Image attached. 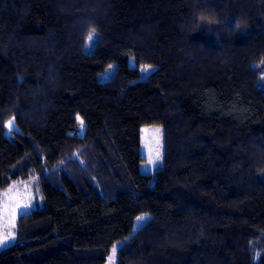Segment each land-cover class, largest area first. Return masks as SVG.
Here are the masks:
<instances>
[{"label":"trees","instance_id":"trees-1","mask_svg":"<svg viewBox=\"0 0 264 264\" xmlns=\"http://www.w3.org/2000/svg\"><path fill=\"white\" fill-rule=\"evenodd\" d=\"M33 179L0 264H264V0H0V193Z\"/></svg>","mask_w":264,"mask_h":264},{"label":"rangeland","instance_id":"rangeland-1","mask_svg":"<svg viewBox=\"0 0 264 264\" xmlns=\"http://www.w3.org/2000/svg\"><path fill=\"white\" fill-rule=\"evenodd\" d=\"M95 38V42L90 39ZM85 46V51L92 54L97 43L98 34L93 32ZM153 70L152 66L142 68V76L147 75ZM116 71L113 64L102 74L99 75L100 81L110 80ZM141 172L145 174L155 173L162 168L164 162V129L161 126L149 125L142 129ZM44 206L42 192L38 186L37 179L29 182L17 183L8 190L0 193V239L7 237L0 250L12 245L16 241L17 222L20 215L29 213L37 208ZM150 214H142L137 218L133 233L137 232L149 219ZM6 245V246H4ZM121 243H117L105 264H118L117 250ZM259 259H257L258 261Z\"/></svg>","mask_w":264,"mask_h":264},{"label":"snow or ice","instance_id":"snow-or-ice-1","mask_svg":"<svg viewBox=\"0 0 264 264\" xmlns=\"http://www.w3.org/2000/svg\"><path fill=\"white\" fill-rule=\"evenodd\" d=\"M90 39L93 40V43L95 42V38L94 37H90ZM8 127H9L10 130L14 129V127H15L14 123L12 121H9ZM80 131L83 134V132H84V122H83V120H80ZM6 239H7V237H4L3 239H0V244H3L4 240H6ZM4 246H6V245H4Z\"/></svg>","mask_w":264,"mask_h":264}]
</instances>
